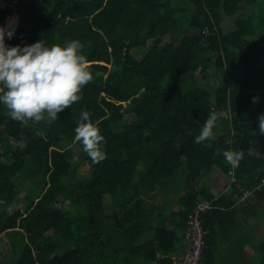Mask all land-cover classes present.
I'll return each mask as SVG.
<instances>
[{
	"label": "trees",
	"instance_id": "1",
	"mask_svg": "<svg viewBox=\"0 0 264 264\" xmlns=\"http://www.w3.org/2000/svg\"><path fill=\"white\" fill-rule=\"evenodd\" d=\"M0 1V27L15 18L7 46L79 40L93 74L55 119L24 125L0 104V236L10 238L14 257L0 264H172L200 201L218 206L205 215L213 232L234 194L252 190L264 200V157L256 155L264 152V0ZM237 13L224 32L225 17ZM214 109L224 133L196 144L200 118ZM82 111L104 137L100 163L75 141ZM226 150L245 156L235 192L215 200L202 185L230 177ZM82 165L88 174L78 176ZM31 177L40 198L17 203L20 182ZM207 242L214 264L211 234ZM255 256L264 264V240Z\"/></svg>",
	"mask_w": 264,
	"mask_h": 264
},
{
	"label": "clouds",
	"instance_id": "2",
	"mask_svg": "<svg viewBox=\"0 0 264 264\" xmlns=\"http://www.w3.org/2000/svg\"><path fill=\"white\" fill-rule=\"evenodd\" d=\"M14 25L15 18H12L7 28L0 27V104L6 106V115L24 125L30 121L40 122L45 114L55 119L58 113L81 99L82 89L93 80L89 62L83 54L85 45L72 40L64 46L48 47L41 39L25 47H9L5 37L11 39L15 35ZM220 115L215 109L209 111L200 134L195 137L196 144L215 139L213 129ZM256 134L254 131V136ZM259 134L264 135V114L259 116ZM75 141L82 144L93 163L106 159L102 149L104 137L88 111L81 112ZM252 154L253 149L249 148L248 155ZM223 156L235 169L245 152L226 150Z\"/></svg>",
	"mask_w": 264,
	"mask_h": 264
},
{
	"label": "crops",
	"instance_id": "3",
	"mask_svg": "<svg viewBox=\"0 0 264 264\" xmlns=\"http://www.w3.org/2000/svg\"><path fill=\"white\" fill-rule=\"evenodd\" d=\"M259 136L264 139L263 135ZM256 155L264 157V152H258ZM234 179H236L235 169L231 171L230 177L225 175L216 176L211 181L205 180L202 186L207 187L217 200L224 195L235 192ZM242 189L240 187L239 190ZM252 195L253 192L245 200H243L244 194L240 198L234 196L232 198L235 201L234 204L228 205V208L220 206V208H223V212L230 213L225 219L219 220V224H215L217 226L215 231L210 230L211 237L215 241V263L216 258H218L222 263L224 260H230V262L232 260L231 264H238L234 258L235 255L240 256V254L243 255V252L247 251L246 257H248L250 264L260 242L264 240V200L255 199ZM236 207H240L239 212H231Z\"/></svg>",
	"mask_w": 264,
	"mask_h": 264
},
{
	"label": "rangeland",
	"instance_id": "4",
	"mask_svg": "<svg viewBox=\"0 0 264 264\" xmlns=\"http://www.w3.org/2000/svg\"><path fill=\"white\" fill-rule=\"evenodd\" d=\"M4 8H5V5L0 1V9H4ZM239 13L243 14L242 11ZM239 13H237L236 15H234L232 17H225V19L223 20V22L221 24V27L224 30V32H230L235 28L236 19L240 15ZM8 18L2 23V27H5V28L8 27L7 22L10 21ZM171 39L172 38L170 35L166 37V41L171 40ZM138 58H139V56H138ZM200 72H201L200 70L197 71V73H200ZM200 120H201L202 124H204L206 122V118H204V117L200 118ZM213 132H214V135H216L217 137L218 136L220 137V135H222L224 133L222 123L219 121V119L217 121L216 127L213 129ZM258 138L260 141L264 142V139L262 136L258 135ZM9 145H10V148L12 150H15L16 148L19 147L20 144L16 143L13 140V138H10ZM75 151L78 152V150H75ZM81 156H82V152H78V154L75 157L76 160L79 159V157H81ZM88 171H89V167L86 165H82L78 170V176L88 174ZM37 181H38V178H32L31 177V178H27L26 181L20 182V187H21L22 192L20 194V197L17 200V203L22 204V199H23V196H25V195L30 196V197L34 198L35 200L40 198L41 194L39 195V193L36 192L37 191L36 189L38 186ZM170 190H175L174 186L169 188L168 191H170ZM105 201L107 204L111 203V200L109 197H106ZM176 209H178V204L176 205L175 210ZM107 213H111L110 210H109V212L107 211ZM51 233L52 232H50L49 234H51ZM243 255L240 254V256H238L236 254L234 258H235V260H237L238 264H249L250 261L248 260V257H246L247 251L243 252ZM252 259L253 260L250 264H260L261 263V259L259 256H255V258L253 257ZM0 260L4 261L6 263H12L14 261L12 242H11L10 238L7 236V234H3L0 236ZM231 263H232V260H231V262H230V260H224L222 263V262H220V260L218 258H216L215 264H231Z\"/></svg>",
	"mask_w": 264,
	"mask_h": 264
},
{
	"label": "built area",
	"instance_id": "5",
	"mask_svg": "<svg viewBox=\"0 0 264 264\" xmlns=\"http://www.w3.org/2000/svg\"><path fill=\"white\" fill-rule=\"evenodd\" d=\"M261 186H264V178L259 187ZM251 192V190H246L243 200ZM217 208L218 206L214 204L213 200H203L196 205L184 231L182 246L173 255L172 264H208L205 255L208 249L207 237L210 230L205 226V215Z\"/></svg>",
	"mask_w": 264,
	"mask_h": 264
},
{
	"label": "water",
	"instance_id": "6",
	"mask_svg": "<svg viewBox=\"0 0 264 264\" xmlns=\"http://www.w3.org/2000/svg\"><path fill=\"white\" fill-rule=\"evenodd\" d=\"M224 114H226V112H224Z\"/></svg>",
	"mask_w": 264,
	"mask_h": 264
}]
</instances>
